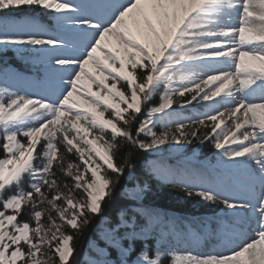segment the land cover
I'll return each instance as SVG.
<instances>
[{
  "label": "snow or ice",
  "instance_id": "1",
  "mask_svg": "<svg viewBox=\"0 0 264 264\" xmlns=\"http://www.w3.org/2000/svg\"><path fill=\"white\" fill-rule=\"evenodd\" d=\"M0 46L43 69L0 89V264H264V0H0ZM205 142L215 163L161 160Z\"/></svg>",
  "mask_w": 264,
  "mask_h": 264
},
{
  "label": "trees",
  "instance_id": "2",
  "mask_svg": "<svg viewBox=\"0 0 264 264\" xmlns=\"http://www.w3.org/2000/svg\"><path fill=\"white\" fill-rule=\"evenodd\" d=\"M43 22L47 24L48 18H45ZM13 73H21L29 79L26 81H17ZM0 78H3L11 83L14 89H17L16 82H22L23 85L27 87V89H32L35 87V83H39V81L42 80L43 69L39 63L33 64L30 60L26 59L20 54L17 55L14 52H6L0 54ZM203 111L204 109L200 108L199 105H197L195 108L188 106L187 110L183 112V116H196ZM214 151L215 150L212 149L211 145L207 142L202 145L195 143L189 148L185 149L183 156H180L177 153L166 151L163 153L161 160L164 164L171 165L172 167L183 171L186 168H199L201 164L207 163L209 161L215 163ZM194 155L196 159H193L190 162V158H192ZM152 158L153 157H149V159ZM137 162L139 167L143 169V158L137 157ZM125 183L127 184L128 182L126 181ZM25 187H27V184H25ZM117 199L119 200V197ZM147 202L150 206H155L160 211L167 212L170 216L187 217L189 219H208L213 217L216 213H214L211 209L217 207L213 205H206L197 198L189 200L186 197H183L182 193H179L177 190L168 186H162L160 184H154L152 193L147 198ZM100 235V232H96L93 234V239H98ZM151 243L153 246L156 245L154 240L151 241ZM99 244L100 246L104 247L102 240L99 241ZM216 244L217 241L214 239H204L200 241L197 250L204 252L211 251ZM87 247V244L83 243L82 251H86ZM178 248L180 250H186L187 246L184 243H180ZM109 251L111 252L110 259H118L115 250L110 249ZM89 255H91L93 258H96L95 253H89L88 255H83L81 260L88 259ZM135 256L136 254L133 253L130 256V259H135ZM164 264H169L166 258Z\"/></svg>",
  "mask_w": 264,
  "mask_h": 264
},
{
  "label": "rangeland",
  "instance_id": "3",
  "mask_svg": "<svg viewBox=\"0 0 264 264\" xmlns=\"http://www.w3.org/2000/svg\"><path fill=\"white\" fill-rule=\"evenodd\" d=\"M0 47H3V46H0ZM6 52H14V49H11V48H8V49H5L4 52L2 53H6ZM0 53V54H2ZM17 55H19L18 53H16ZM18 81V80H17ZM16 86H17V89H27L26 86L23 85L22 82H16ZM4 87H8L10 91H15L17 89H14L13 88V85L11 83H9L7 80L3 79V78H0V89H3ZM34 88V87H33ZM169 152H172V153H176L175 151H172V150H169ZM102 247V246H101Z\"/></svg>",
  "mask_w": 264,
  "mask_h": 264
}]
</instances>
